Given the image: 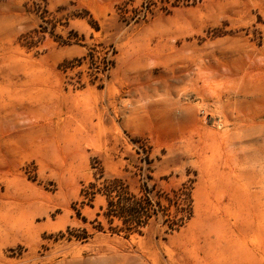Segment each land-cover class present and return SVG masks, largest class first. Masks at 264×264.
<instances>
[{
  "label": "rangeland",
  "instance_id": "1",
  "mask_svg": "<svg viewBox=\"0 0 264 264\" xmlns=\"http://www.w3.org/2000/svg\"><path fill=\"white\" fill-rule=\"evenodd\" d=\"M172 57L264 76V0H0V264H264V148L231 152L227 89L174 126Z\"/></svg>",
  "mask_w": 264,
  "mask_h": 264
},
{
  "label": "bare ground",
  "instance_id": "2",
  "mask_svg": "<svg viewBox=\"0 0 264 264\" xmlns=\"http://www.w3.org/2000/svg\"><path fill=\"white\" fill-rule=\"evenodd\" d=\"M183 62L185 59L182 57H172L153 63L154 66L162 65L163 74L161 76H167L162 88L168 97L163 99V103L169 106L173 114L175 120L173 125L178 127L193 123L195 110L204 115L209 113L210 108L205 103H198L194 108L189 101L184 102L183 99H187L188 92L191 91L196 97H211L217 100L222 96L220 90L223 89L225 92L227 89L230 96L224 101L223 106H225L224 110L229 113L231 122H226L223 138L230 146L233 155L234 153L239 154L245 162L258 160L264 148V99L253 98V94L258 90L257 85L259 84L262 86L261 90H264V76L258 78V74L247 70L242 73L240 84H236V80L225 76L223 79L227 82L221 85L211 80V75L205 72L208 68L204 65H196L194 70L192 66L180 65ZM158 80L153 77L147 84V88L155 91ZM199 81L203 83L199 84ZM241 95L248 98L244 103L239 99ZM259 102L262 103L259 104ZM243 107L244 112H242Z\"/></svg>",
  "mask_w": 264,
  "mask_h": 264
},
{
  "label": "trees",
  "instance_id": "3",
  "mask_svg": "<svg viewBox=\"0 0 264 264\" xmlns=\"http://www.w3.org/2000/svg\"><path fill=\"white\" fill-rule=\"evenodd\" d=\"M142 203L141 201H133V202H121L120 199L110 200L108 202V215H116L121 216L123 218H131L133 221H136L137 224L144 223L141 221L143 217ZM137 218V219H136Z\"/></svg>",
  "mask_w": 264,
  "mask_h": 264
}]
</instances>
